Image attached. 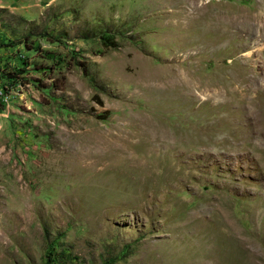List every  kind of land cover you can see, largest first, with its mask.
I'll return each mask as SVG.
<instances>
[{
	"label": "rangeland",
	"instance_id": "obj_1",
	"mask_svg": "<svg viewBox=\"0 0 264 264\" xmlns=\"http://www.w3.org/2000/svg\"><path fill=\"white\" fill-rule=\"evenodd\" d=\"M0 264H264V0H0Z\"/></svg>",
	"mask_w": 264,
	"mask_h": 264
},
{
	"label": "trees",
	"instance_id": "obj_2",
	"mask_svg": "<svg viewBox=\"0 0 264 264\" xmlns=\"http://www.w3.org/2000/svg\"><path fill=\"white\" fill-rule=\"evenodd\" d=\"M103 39H104V41L108 42V38L107 37H104ZM3 78L5 79L4 80L5 82L10 83L11 85L17 84V82H15V79H17V76L14 73L6 74L5 76H3ZM54 256H55V254H54ZM56 259H57L56 256H55V258L52 257L53 261H55ZM48 262H49V258H48Z\"/></svg>",
	"mask_w": 264,
	"mask_h": 264
}]
</instances>
